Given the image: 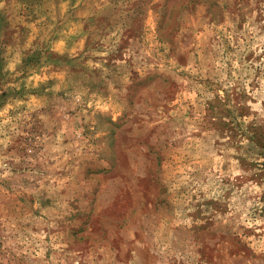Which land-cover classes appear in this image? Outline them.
<instances>
[{
	"label": "rangeland",
	"instance_id": "1",
	"mask_svg": "<svg viewBox=\"0 0 264 264\" xmlns=\"http://www.w3.org/2000/svg\"><path fill=\"white\" fill-rule=\"evenodd\" d=\"M0 264H264V0H0Z\"/></svg>",
	"mask_w": 264,
	"mask_h": 264
}]
</instances>
